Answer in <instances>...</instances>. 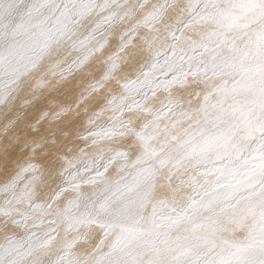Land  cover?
<instances>
[{"label":"snow or ice","instance_id":"1","mask_svg":"<svg viewBox=\"0 0 264 264\" xmlns=\"http://www.w3.org/2000/svg\"><path fill=\"white\" fill-rule=\"evenodd\" d=\"M0 233V264H264V0H0Z\"/></svg>","mask_w":264,"mask_h":264},{"label":"bare ground","instance_id":"2","mask_svg":"<svg viewBox=\"0 0 264 264\" xmlns=\"http://www.w3.org/2000/svg\"><path fill=\"white\" fill-rule=\"evenodd\" d=\"M43 71H45L44 67L41 68L40 72H43ZM39 74L40 73H36L35 75L38 77ZM74 74H76L78 76V73H74ZM58 79H59V76L53 77L51 75H48V76L45 77L46 81H49V82H52V83H55V81L58 80ZM32 83H33V85H35L37 83V80H34ZM37 91L40 92V91H42V89L38 88ZM125 118H127V115H126ZM123 147H124V150H130L129 142H128L127 139L124 140ZM0 235H2V233H0Z\"/></svg>","mask_w":264,"mask_h":264}]
</instances>
